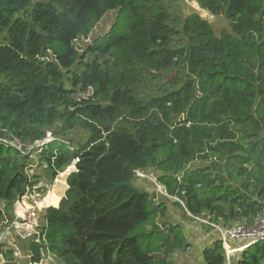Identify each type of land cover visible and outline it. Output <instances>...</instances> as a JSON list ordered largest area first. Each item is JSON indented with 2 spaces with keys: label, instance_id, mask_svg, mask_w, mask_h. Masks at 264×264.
<instances>
[{
  "label": "trees",
  "instance_id": "trees-1",
  "mask_svg": "<svg viewBox=\"0 0 264 264\" xmlns=\"http://www.w3.org/2000/svg\"><path fill=\"white\" fill-rule=\"evenodd\" d=\"M195 1L229 30L216 35L194 11L175 17L166 0H0V137H55L38 153L0 143V225L36 177L30 160L51 178L74 165L27 244L30 262L47 251L62 264H169L185 233L153 222L165 205L132 183L136 169L158 172L187 211L222 226L264 212V0ZM111 10L113 25L80 52L74 41ZM173 70L182 75L165 81ZM146 78L158 87L144 92ZM77 128L87 136L73 142ZM200 254L264 264V239L228 263L213 234Z\"/></svg>",
  "mask_w": 264,
  "mask_h": 264
},
{
  "label": "rangeland",
  "instance_id": "rangeland-1",
  "mask_svg": "<svg viewBox=\"0 0 264 264\" xmlns=\"http://www.w3.org/2000/svg\"><path fill=\"white\" fill-rule=\"evenodd\" d=\"M166 4L170 7V8H168V10L175 17L181 16V15H186L192 11L198 13L200 15V17H202L203 19L207 20L210 23V25L212 26L213 31L216 35H220V33L229 30V21L223 16V14H212V13L208 12L207 10L200 8L195 0H166ZM115 16H116V11L111 10V11L107 12L103 16V18L99 22L96 23V25L94 26V28L92 29V31L90 32V34L87 37H80L76 41H74V46L80 52H82L85 49L86 45L89 44L90 42H92V40L94 38L102 35L103 33H105L106 31H108L110 29V27L113 25V23L115 21ZM47 56L51 57L50 54ZM176 75H182V73L177 71V70H173V71H169L163 77L165 78V81H167V80H170L171 77H174ZM158 85H159V83H158L157 78L156 79L155 78H152V79L146 78V79H143V81L140 83V88L144 92H148V91H151L152 89L157 88ZM75 96H77V95H75ZM54 127L59 128V123L54 125ZM86 136H87L86 132H84L80 128H77V129H74L72 132H70L67 137H68V139L75 142L77 140H84L86 138ZM31 151H34V150L31 149L27 153H30ZM201 164H202L201 161H194L190 164V167L201 165ZM69 167L70 166H68L67 168H65L63 171H61L59 173H62L65 176L66 174L69 173L68 172ZM36 169L38 170V177L39 178L37 180H35V178H34V181L32 178L31 179L33 181L32 185L30 187H28L27 190H29V192H31L34 188L35 192L38 195H40L39 200H41L42 203L37 202V207L40 206L38 208H41V207H44L46 204V201H47L46 192L47 191L45 192V190H43V192L39 193L37 190L39 189V187H42V188L46 187V189H47V186H49L48 183H51L54 178H51L50 172L46 168V166L43 163H40L39 161H37L36 157H35V160H33V161L30 160L29 164L26 167V171L29 174V176L33 177ZM66 169H68V170H66ZM149 174H151V175H149L151 178H154V177H157L158 172L153 171V170H151V171L149 170ZM57 176L59 177V175H57ZM151 182L152 181L150 179L147 180L146 178H135L132 181V183L135 186H137L139 188H143L145 190H148L149 192H152L154 194L153 195V202L155 204L160 202L162 205H165V209H164L165 214L161 215L160 211H156L157 215L153 216V222L154 223H157L160 226V228H164V226H168L171 223L177 224L179 226V230L181 232H184L185 236L187 235V230H191L195 226L197 229L199 228V230H201V233H204V231H205L204 226L199 225L197 221L195 222L191 217H189L188 215H185L183 208L180 207L178 204H175L170 199H167L166 197L162 196L158 192L157 187L154 186V184ZM34 184H35V186H34ZM16 202L17 201H15V203H14V208H15V205L17 206ZM53 202H56V198L54 199ZM34 206H36V205L34 204ZM33 207L31 204L26 205V208L29 209V211H28L29 213H36L35 212L36 209ZM41 215H42V213L39 212L38 217H41ZM14 216L16 218L15 212H14ZM10 223H11V221L9 219H4V221L0 225V231H2ZM36 224L38 225V227ZM39 224H42V222L40 223L39 221H37V222H34V221L31 222L30 221V222H28L27 226L24 225V228L26 230L24 232L25 233L24 236L27 237V236L35 235L37 237L38 234L40 233ZM181 225H183V227ZM19 229H20V227H19ZM164 232L165 231H161V232L157 231L154 233V235L155 236L161 235ZM170 234H171V236H173V233H170ZM14 238H15L14 234L9 235V237H7V235H6L5 241L15 242ZM139 242L141 243L142 241L140 240ZM146 242H147V240L143 241L142 243L146 245ZM4 246H5V244L1 242L0 248H2V247L4 248ZM3 251L5 254L4 253L2 254ZM11 251H12L11 249L8 250L7 252L4 249L3 250L0 249V252H1L0 253V262L4 256H5V258H11V255L8 256L9 255L8 252H11ZM43 252H44V254L42 255V259H41L42 264H62L61 260L58 257H56L50 253H46L45 251H43ZM199 253H200L199 243H197V245L195 247H193L192 250L185 249V248L173 249L171 251L170 255L168 256L169 257L168 262H169V264H204ZM1 254L3 257L1 256ZM21 255H22V253H21ZM160 255L162 256L165 254L163 252H160ZM12 256H13V254H12ZM19 257L23 259L24 256L22 255ZM24 261L26 262V264H28L29 259L25 257Z\"/></svg>",
  "mask_w": 264,
  "mask_h": 264
},
{
  "label": "built area",
  "instance_id": "built-area-1",
  "mask_svg": "<svg viewBox=\"0 0 264 264\" xmlns=\"http://www.w3.org/2000/svg\"><path fill=\"white\" fill-rule=\"evenodd\" d=\"M53 140H55V137L51 133V131H46V134L43 138L35 140L31 143H23L16 136L8 132L5 136L0 137V143L13 146L18 150H21L23 153H27L31 149H36V152L38 153L40 152L44 144L50 143ZM134 174L135 178H146L147 180L150 179L152 181L151 183H153L154 186L157 187L158 192L162 196L166 197L167 199H170L173 202H178L189 217H191L195 222L197 221L199 225L208 228L205 230L204 238L210 240L211 236L213 234H216L221 240L225 252V257L228 263L233 253L246 248L247 246L258 240L264 239V212L250 223L239 222L231 226H222L220 224L211 222L206 218L192 215L189 211L186 210L182 199L176 194L171 195L167 193L164 186L159 183L156 177H154L153 175L152 176L155 179L149 176L151 174L146 173L140 169L134 170ZM28 193L29 190H26L25 194L22 197L28 195ZM20 199H18L17 201H20ZM13 225L14 222H12L8 226H6L2 231H0V243L5 241L7 232L10 230L11 227H14ZM39 234L37 237H35L36 241L40 240ZM41 236L44 238V234H42ZM41 259L38 262H29L28 264H42Z\"/></svg>",
  "mask_w": 264,
  "mask_h": 264
},
{
  "label": "crops",
  "instance_id": "crops-1",
  "mask_svg": "<svg viewBox=\"0 0 264 264\" xmlns=\"http://www.w3.org/2000/svg\"><path fill=\"white\" fill-rule=\"evenodd\" d=\"M68 169H66V170H68V172L70 173L71 171L74 170V165L73 164L70 165V167ZM69 173L66 174L65 176L62 173L57 174V175H59V177L56 175L54 177L53 181L51 183H48L49 186H47V189H46V187L45 188L39 187V189L37 190L39 193L43 192V190H45V192L47 191L46 192L47 201H46V204H45L44 207H41V208H38L40 206L37 207V202L42 203V201L39 200L40 199V195H38L35 192L34 188H33V190L31 192L28 193V195L22 197L20 199V201L16 202L17 206L15 205V208H14V212H15L16 218H15L14 221H12V222H14V225H13L14 227H11L10 230L7 232V237H9V235H11V234L15 235V238H14L15 242H13V241L12 242L5 241L4 242L5 243L4 248L3 247L1 248V250L4 249V250H6V252L11 249L12 251L8 252V254H9L8 256L11 255V258H5V256L3 257L2 256V254L4 253V251H3L2 254H1V256L3 258L1 259L0 264H26V262L24 261L25 257L27 258L29 256V254H30L29 253L30 251L26 247H27V244L29 243V241L31 240L32 236H27V237L24 236L25 235L24 232L26 231L25 228H24V225L27 226L28 222H30V221L31 222L32 221H34V222L39 221L40 223L41 222L43 223L44 220H43L42 217H38V213L39 212L42 213V211H43V209L45 207H48V206L58 207L59 206V203H60L61 199L65 196L67 188H68L67 177H68ZM34 174L36 175L35 179L37 180L39 178L37 169L35 170ZM34 186H35V184H34ZM55 198H56V202H53ZM33 203L36 206H34ZM27 204H31L32 207L34 206L33 208L36 209L35 210L36 213H29L28 212L29 209L26 208ZM40 225H42V224H39V226ZM181 226L183 227V225H181ZM19 227H20V229H19ZM37 227H38V225H37ZM206 229H208V228L205 227V230ZM204 233H205V231H204ZM204 233H201V230H199V228L197 229L196 226L193 227V229H191V230H187V235H186L187 246L185 247V249L192 250L193 247H195L197 245V243H199V247H200V250H201V248L204 245H206L208 243V241H209L208 239L204 238ZM41 252H42V255H43L44 252L43 251H41ZM21 253L24 256L23 259L19 257V256H22ZM46 253H49V252L46 251ZM12 254H13V256H12ZM200 257H201V254H200ZM29 262L30 261H28V263Z\"/></svg>",
  "mask_w": 264,
  "mask_h": 264
}]
</instances>
